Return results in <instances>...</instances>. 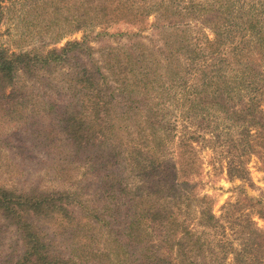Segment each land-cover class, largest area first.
<instances>
[{"label": "rangeland", "instance_id": "1", "mask_svg": "<svg viewBox=\"0 0 264 264\" xmlns=\"http://www.w3.org/2000/svg\"><path fill=\"white\" fill-rule=\"evenodd\" d=\"M81 1L3 3L0 48L34 52L87 36L90 49L80 54L78 64L73 61L32 75L20 73L13 85L0 92L4 94L0 98V185L24 192L34 187L77 192L82 205L105 209V199L97 193L99 173L89 171L87 162L63 163L65 159H61V166L54 165L49 151L56 155L60 151L45 148L46 141L51 138L61 146L63 139L52 131L48 104L54 102L64 110L75 93L67 89L66 77H75L79 68L94 71L98 67L105 75L102 90L111 91V95L113 90L115 99L121 101L127 95L119 91L116 75L108 74L104 60L117 62L114 57L118 56L116 67L125 70L122 78L147 81L133 96L142 100L141 107L159 112L158 119L168 128V137L163 142L164 151L158 154L176 166L175 185L194 195L192 207L181 219L205 242L198 264H236L234 252L221 261L219 244L239 249L240 240L234 231L249 217L257 227L264 228V219L257 212L264 202V140L259 135L264 131V0H175L178 10L174 9L177 17L173 25H163L164 18L159 20L156 11L137 23L120 18L77 30ZM138 42L148 50L132 65L131 72L126 65L131 54L139 56ZM174 68L180 74L173 73ZM221 93L233 96L234 100L228 102L230 110L242 109L249 98L258 97V122L245 138L252 145L247 154L241 153V139L248 123L213 104L214 95ZM185 133L190 139L185 142L186 148L182 143ZM211 138L212 142L207 140ZM121 160L125 162L124 155ZM240 161H244L242 176L230 171ZM129 172L125 169L124 175L131 176ZM245 198L252 199L255 208L241 206L249 203ZM208 203L220 226H214V221L211 225L200 223L202 207ZM108 219L112 222L111 237L101 225L89 230L87 225L82 226L79 238L71 230L59 232L65 256L80 264H95L98 255L108 254L112 264H126V254L117 245L118 241L129 249L123 217L116 218L117 222L113 217ZM16 241L15 226L0 213V258L13 251Z\"/></svg>", "mask_w": 264, "mask_h": 264}, {"label": "trees", "instance_id": "2", "mask_svg": "<svg viewBox=\"0 0 264 264\" xmlns=\"http://www.w3.org/2000/svg\"><path fill=\"white\" fill-rule=\"evenodd\" d=\"M6 1L0 0V22L3 3ZM81 2L83 10L77 21V30L96 28L102 23L110 24L120 18H126L128 23H137L141 17L144 20L149 13L156 11L159 20L164 18L163 25H173L177 17L174 9L178 10L175 0L166 3L158 0ZM85 4L91 5L87 8ZM219 40L217 37L215 41ZM137 45L135 47L139 56L131 54L129 64L126 65L131 72L132 65L148 50L142 42ZM89 49L87 36L80 40H69L60 47L34 52H14L0 48V92L4 93L8 86L13 85L20 73L32 75L40 69L50 70L73 61L78 64L80 54ZM114 59L118 62V56ZM104 60L108 74L110 71L116 75L119 91L127 96L118 101L113 90V95L111 91L102 90L105 75L100 73L101 67L94 71L79 68L75 77H66L67 89L75 92L72 101L62 111L56 103L48 104L52 131L61 135L63 144L57 146V142L49 138L50 142L46 141L45 148L49 146V149L60 151L58 155L49 151L53 162H56L54 165H60L58 161L61 159H65L63 163L87 162L89 171L99 173L97 193L99 198L105 199V209H90L82 205L77 192L44 191L35 187L24 192L0 185V213L15 226L18 233V241L12 245L13 251L1 257L0 264H80L65 256L61 249L62 243L58 241V233L71 230L79 238L82 226L87 225L89 230L91 226L95 229L101 225L111 237L112 222L108 217H113L115 221L123 217L122 223L127 230L125 236L128 237L126 246L129 249L118 241L117 245L120 252L126 254V264H198V255L203 254L205 242L201 235L192 232L181 219L187 213V208L192 207L194 195L175 185L176 173L173 170L176 166L168 164L158 154L164 151L163 142L168 137V128L158 119L159 112L141 107L139 103L142 100L133 96L136 89L146 85L147 81L135 77L126 81L128 77H121L125 75V70H118L116 61ZM172 72L180 74L175 68ZM213 98L214 105L226 108L231 115L248 123L244 125L247 129L243 130L241 139L244 142L241 153L247 154L252 145L245 138L250 136L251 126L258 122L255 113L259 104L255 98L258 97L249 98L242 109L232 110L228 108V102L234 100L232 95L224 97L221 93ZM133 126L135 129H132ZM259 135L264 140V131L259 132ZM35 136L38 138L37 134ZM186 140L190 139L186 138L185 133L182 137L184 148L187 147ZM207 140L212 142L214 138ZM261 147L264 148V142ZM123 155L124 163L121 160ZM243 164L244 161H240L230 171L242 176ZM127 168L131 176L124 175ZM244 200L249 203L241 206L255 208L252 199ZM260 204L257 212L264 219V202ZM201 222L220 226V221L211 212L210 203L202 207ZM238 226L239 229L234 233L240 240V248L220 243L223 255L221 261L234 252L236 264H264V228L257 227L250 217ZM97 257L95 264H112L108 254Z\"/></svg>", "mask_w": 264, "mask_h": 264}]
</instances>
